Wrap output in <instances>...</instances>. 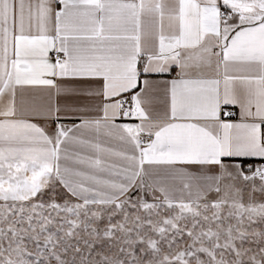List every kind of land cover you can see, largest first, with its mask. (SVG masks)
I'll use <instances>...</instances> for the list:
<instances>
[{"label": "snow or ice", "instance_id": "obj_1", "mask_svg": "<svg viewBox=\"0 0 264 264\" xmlns=\"http://www.w3.org/2000/svg\"><path fill=\"white\" fill-rule=\"evenodd\" d=\"M0 264H264V0H0Z\"/></svg>", "mask_w": 264, "mask_h": 264}, {"label": "crops", "instance_id": "obj_2", "mask_svg": "<svg viewBox=\"0 0 264 264\" xmlns=\"http://www.w3.org/2000/svg\"><path fill=\"white\" fill-rule=\"evenodd\" d=\"M172 75L174 76L175 73H173ZM232 109L236 112L237 117H238V113H239V109H238V107L232 106Z\"/></svg>", "mask_w": 264, "mask_h": 264}, {"label": "built area", "instance_id": "obj_3", "mask_svg": "<svg viewBox=\"0 0 264 264\" xmlns=\"http://www.w3.org/2000/svg\"><path fill=\"white\" fill-rule=\"evenodd\" d=\"M233 112H235L233 109H231ZM236 113V112H235Z\"/></svg>", "mask_w": 264, "mask_h": 264}]
</instances>
